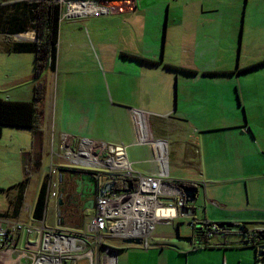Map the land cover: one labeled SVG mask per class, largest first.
<instances>
[{"label":"crops","instance_id":"crops-1","mask_svg":"<svg viewBox=\"0 0 264 264\" xmlns=\"http://www.w3.org/2000/svg\"><path fill=\"white\" fill-rule=\"evenodd\" d=\"M257 1L253 0V4ZM135 11V2H129L118 14L131 15ZM84 38V47L93 48L90 36L85 35ZM135 38L141 41L142 36L137 33ZM151 38L152 41L156 40L153 36ZM212 38L214 42L209 43L202 53L218 54L220 64L170 69L176 74L177 99H174V107L170 99L163 100L165 106L161 111L142 106L143 100L147 102L145 106L155 102L156 94L150 87V75L160 68V64H151V62H158L156 56L124 52L130 57L123 56L125 69L122 73L131 74L130 77L136 80L134 84L126 85L124 89L134 97V103L123 100L115 102L105 96L87 98L71 96L68 98L70 105L68 113H65V106L62 104L58 116L55 112L54 117H51L50 134L47 130L48 126L45 127L49 117L45 105L48 83L43 79L46 83V92L44 100L39 104L43 110L39 122L42 132L41 149L44 150L47 147L48 134L50 142L51 139L54 140V137L58 139L61 132L69 133L77 140H98L102 143H110L112 147H129L135 153H132L130 160L127 158L128 161L136 170L149 175L156 173L157 170L156 165V169L144 167L145 164L153 162V145L162 150L161 163L167 166L169 173L170 153L167 140H170L171 144L182 140L184 165L190 171V176L172 179L198 185L204 184L205 197L202 203L197 204L195 200L190 204L194 209L195 220L207 223L245 224L248 232L263 229L264 54L257 52L253 57L252 50L255 46L259 47L261 39H256L254 42V39L249 36L246 41L242 39L240 42L239 38L236 49L232 40L226 39L224 45L225 38ZM29 39L31 38L25 40ZM12 40L19 41L14 37ZM60 43L61 38L58 32L57 68L60 66ZM99 44L100 42H97L100 54L99 58H94L96 64L94 70L97 80L101 81V73L97 65L103 60L101 56L103 49ZM244 48H246L245 61L242 64L233 65V52L236 49L238 55ZM221 53L223 55L220 58ZM0 54L10 58L8 61L11 60V62L24 60L18 54L6 53L4 44L1 42ZM164 69L169 70L166 67ZM11 70L10 76L5 78L0 86L10 92L15 91L27 78L21 73L19 67L13 65ZM144 74L147 75L145 78H143ZM233 89L236 94L235 103ZM10 92L3 99L12 101H32L30 99H33L32 89L14 96H9ZM247 106L249 112L245 115ZM135 113L138 114V118L135 117ZM244 115L247 116L246 120ZM137 119L141 122L142 130L138 129ZM157 119L165 120L166 126H163L164 128L160 126L155 132L154 128H148L147 122ZM256 121H260L261 126L254 124ZM138 130L143 137L140 143L138 140L141 134ZM29 131L33 133L32 130ZM160 131H164L165 135L160 134ZM173 137L177 139L172 141ZM156 140L166 143L160 141L161 148H159ZM188 146L194 150L195 159L190 156L191 153L187 154ZM31 150H33L32 142ZM125 151L127 157L128 152ZM26 163L30 170L33 158L29 157ZM65 183H68V179ZM201 189L202 187L198 191ZM90 211L89 218L93 214L92 210ZM174 222L166 225L171 226ZM187 224L191 228L188 234L178 233L179 224L177 223L176 234L170 236L154 235L153 229L147 240V248L134 245L114 246L117 250L115 264H255L258 257L257 248L249 243H242L240 234L228 233L225 237L209 240V245L206 247H198L196 244L198 240L193 236L190 220H187ZM39 264H59V261L50 259Z\"/></svg>","mask_w":264,"mask_h":264},{"label":"rangeland","instance_id":"rangeland-1","mask_svg":"<svg viewBox=\"0 0 264 264\" xmlns=\"http://www.w3.org/2000/svg\"><path fill=\"white\" fill-rule=\"evenodd\" d=\"M5 1H9V3L15 2V0ZM125 1L127 5L129 2H135L136 11L131 15L114 13L98 18H76L61 21L59 25L61 38L60 66L59 68L56 67L55 72L52 73L49 70H45L42 75V78L48 83L47 102L45 105L49 117L45 122V127L48 126L49 134L51 132V117H54L55 112L58 116L62 104L65 106V113H68L70 109L68 98L71 96L84 98L105 96L115 102L123 100L134 103V97L124 89L126 85L134 84L136 81L130 77L131 74L122 73L125 69L123 56L130 57L125 55L124 52L156 56L160 63V68L150 75V87L156 94L155 102L145 106L144 104H147V102L143 100L142 106L150 110L161 111L165 106L163 100L170 99L174 107V99H177L176 74L171 72L170 69L173 70L176 67L198 68L202 65L212 66L220 64L218 54L208 55L207 52L205 54L202 53L205 47L209 46V43L214 42L212 37L225 38L223 41L224 45L226 39L228 41L232 40L236 49L239 38L240 42H242V39L246 41L249 36L254 39V42L256 39H261V42H264V0H258L254 4L253 0H250L249 3L248 0ZM122 6L125 7L124 4ZM12 8L8 7L7 9ZM137 33L142 36L141 41L135 38ZM25 34H28V37L31 36V39L34 37L33 33ZM85 35L90 36L93 48L84 47ZM152 36L156 38L155 41L151 40ZM7 38L12 39L13 36L0 35V42L4 44ZM96 41L100 42L99 45H102L103 49L101 53L103 60L97 65V69L99 67L98 70L101 73V81L97 80L94 70L96 68L95 59L99 58L100 54ZM261 42L259 47H253V57L257 52L264 54V43ZM183 49L185 50L184 52ZM236 49L232 55L233 65L242 64L245 61L246 48L243 49V52L240 51L238 55ZM18 55L24 60L11 62V60L8 61L10 58L0 54V86L5 81V78L10 76L13 65L19 67L21 73L27 76L15 91L12 90L10 92L7 91L8 89L0 87V98L2 99L7 97L8 92L11 93L9 96H14L25 91L29 92L30 89L33 91L34 57L32 54ZM222 55L223 53L219 54V57L221 58ZM131 65L138 67L137 65ZM165 67L169 68V70L164 69ZM145 75H143V78H145ZM235 96L233 89L234 103L236 102ZM248 108L247 106L245 115L249 112ZM246 119L247 116H245ZM157 120L147 122L148 128H154L155 132L158 131L160 126H166L165 120ZM132 124L134 123L132 122ZM254 124L261 126L260 121H256ZM138 125L140 127L139 123ZM49 134L46 148H48L49 144ZM160 134L165 135V132L163 131ZM32 138L33 133L26 129L13 127H3L2 129L0 138V216L12 215L10 202L16 194L17 184L22 181L27 172L29 173V180L25 189L24 201L17 217L20 220L27 221L26 214L22 212V208L25 204L33 206L35 203L40 184L45 178H43V173L41 177V172L46 171L49 160L46 154L48 149L44 147L45 149L42 150V148L41 152L38 150V154L41 155L39 173H35L33 167L30 170L28 169L26 160L29 157L34 158L33 150H31ZM174 139L175 137H173L172 141ZM54 141L57 142L58 139L54 137ZM167 142L170 153L169 176L171 178L190 176V171L184 165L183 141L178 140L174 143L172 142V144L170 140H167ZM54 145L56 146V144ZM158 146L161 148L160 141H158ZM190 147H187V154L191 153L190 156L194 158L196 154ZM126 150L129 154H127V158L130 160L132 153L135 152L129 147H126ZM160 153L162 159L163 152L161 149ZM144 167L156 169L153 162L145 164ZM68 178V174L65 173L60 184L61 187L64 186V182ZM196 197V203L201 204L203 197H205L202 189L198 191ZM45 213V225L47 227L62 230L69 234H79L85 229L91 211L71 210L68 213H63L54 204L50 203L47 205ZM81 223L83 224L82 228L80 227ZM176 223L179 224L178 233H190L191 228L188 226L187 220H177L171 226H169L170 224L159 223L155 225L153 233L163 237L176 234ZM26 239V237L20 236L17 239L19 241L18 247H21ZM105 242L108 246L122 245L120 240L106 239ZM78 245L80 246V243ZM44 254L49 257L57 256V254H52L51 252H45ZM75 254H80V252ZM38 256H41V254L36 255L33 259L34 262H37ZM12 258L14 259L15 255ZM7 261L2 259L1 263L11 264L13 260L8 259ZM30 262L32 260L25 259L20 264H29ZM77 264H86V261L81 260Z\"/></svg>","mask_w":264,"mask_h":264},{"label":"built area","instance_id":"built-area-1","mask_svg":"<svg viewBox=\"0 0 264 264\" xmlns=\"http://www.w3.org/2000/svg\"><path fill=\"white\" fill-rule=\"evenodd\" d=\"M56 2L61 7L60 22L66 19L98 18L119 13L125 8L122 4L127 6L125 0H56ZM135 117H139L137 113ZM136 122L140 130L138 123L141 122L138 119ZM142 140L141 134L139 143ZM47 149L48 167L43 172L45 209L50 203L59 208L58 202L62 197L60 184L65 173H91L96 180L93 214L88 219L85 229L79 234H69L47 227L45 209L42 219H34V205L25 204L22 208L27 221L18 217L0 216V262L2 259L3 261L10 259L13 260L12 264H20L25 259H30L32 262L29 264H39L44 260L57 259L59 264H77L81 260L86 261V264H115L117 250L114 246H108L106 239L120 240L122 245L127 246L133 244H126V240L138 239L140 243L134 246L147 248V240L155 225L159 223L170 224L177 220H190L191 227L207 225L206 221L195 220L194 209L186 203L181 188L174 185L175 180L169 176L167 166L162 165L160 150L154 145L153 162L157 170L156 173L149 175L142 174L133 167L126 157V148L123 146L112 147L89 139L77 140L69 133L61 132L58 141L51 139ZM130 182L132 187L127 190ZM193 184L198 189L202 187L203 191L205 190L204 184ZM158 211L166 214L155 216V212ZM258 232L264 233V228L241 235L242 243H249L256 248L263 245L264 251V241L260 244ZM225 235L222 229L212 223L210 227H206L202 238L196 244L198 247H206L209 240ZM20 236L27 239L18 247L17 239ZM58 240L61 244H58ZM45 252L57 256L49 257L44 254ZM77 252L80 254H75ZM39 254L41 256L34 262L33 259ZM255 264H264V254L257 257Z\"/></svg>","mask_w":264,"mask_h":264},{"label":"trees","instance_id":"trees-1","mask_svg":"<svg viewBox=\"0 0 264 264\" xmlns=\"http://www.w3.org/2000/svg\"><path fill=\"white\" fill-rule=\"evenodd\" d=\"M8 7L13 8L7 9ZM60 12L61 7L56 0H15L13 3L0 0V35L12 37L17 34L30 32L33 33L35 37L34 41H13L7 38L4 42V51L6 53L32 54L34 57L32 101H12L0 98V138L3 127L32 130L34 153L32 167L34 168V172L39 171L41 159V155L38 154L41 152L42 146V132L39 127V122L43 115V110L39 107V104L44 100L46 92V84L42 75L45 70H49L50 72H55L56 70ZM138 60L145 61L144 59ZM151 64L160 63L151 62ZM38 150L40 151L38 152ZM28 180L29 173L27 172L22 181L16 186V194L14 199L10 202L12 207V215L10 217L16 218L19 214L24 201ZM114 185H116V183H114ZM174 185L180 188L195 187L193 183L181 181H175ZM75 188L76 185L73 180L68 181V183L64 182V186L60 188L62 197L59 209L63 211V213H68L71 210L86 211L84 209V203L78 200L75 201L72 197ZM44 209L45 181H42L34 203L33 218L36 220L42 219ZM229 224H232V227L222 228L225 234L235 233L245 235L248 233L245 224ZM211 225L212 223L201 225V227L193 226V236L197 240H200L206 227H210ZM80 227H83L82 223Z\"/></svg>","mask_w":264,"mask_h":264},{"label":"water","instance_id":"water-1","mask_svg":"<svg viewBox=\"0 0 264 264\" xmlns=\"http://www.w3.org/2000/svg\"><path fill=\"white\" fill-rule=\"evenodd\" d=\"M25 34V33H23ZM23 34H17L14 35L13 37L16 40H21L24 41L27 39L26 37L23 36ZM35 37L32 39H29V41H34ZM162 141V140H159ZM165 142V141H164ZM74 183L76 185V192L80 195V200L84 203V209L85 210H92L94 206V196L96 193V180L92 176L91 173H82L74 180ZM132 183H128V188L127 190L131 189ZM184 196H185V201L186 203L192 204L196 200V196L198 193V188L197 187H185L181 188ZM58 204H61V200H59ZM216 226L220 229L222 228H230L232 227V224L229 223H218ZM258 240L259 242L264 241V233L258 232ZM126 244H133V245H138L140 241L138 239H128L125 241ZM117 252V251H116ZM264 251H263V245H259L257 247V256L261 257L263 256Z\"/></svg>","mask_w":264,"mask_h":264},{"label":"flooded vegetation","instance_id":"flooded-vegetation-1","mask_svg":"<svg viewBox=\"0 0 264 264\" xmlns=\"http://www.w3.org/2000/svg\"><path fill=\"white\" fill-rule=\"evenodd\" d=\"M68 174V176H69V178H68V181H74L76 178H78V176L80 175L79 173H76V172H71V173H67ZM61 193V192H60ZM72 197H73V199L75 200V201H81L80 200V195L76 192V188H75V192H74V194L72 195ZM260 244H262V242L260 243Z\"/></svg>","mask_w":264,"mask_h":264},{"label":"bare ground","instance_id":"bare-ground-1","mask_svg":"<svg viewBox=\"0 0 264 264\" xmlns=\"http://www.w3.org/2000/svg\"><path fill=\"white\" fill-rule=\"evenodd\" d=\"M75 7V6H77V5H72V7ZM24 37H27V38H30V37H28V34H24L23 35ZM166 213L165 212H155V216H161V215H165ZM58 244H61V242H59V240H58ZM72 244H73V242L71 241V249H73V247H72ZM7 261V260H6ZM8 262V261H7ZM4 263V262H3ZM0 264H2L1 262H0ZM12 264V263H11Z\"/></svg>","mask_w":264,"mask_h":264}]
</instances>
